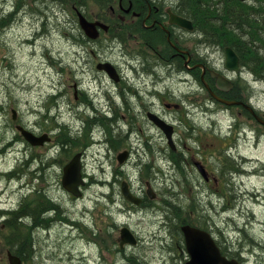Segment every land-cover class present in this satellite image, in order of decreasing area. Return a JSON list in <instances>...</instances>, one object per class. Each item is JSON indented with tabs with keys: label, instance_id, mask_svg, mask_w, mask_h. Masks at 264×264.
I'll list each match as a JSON object with an SVG mask.
<instances>
[{
	"label": "bare ground",
	"instance_id": "6f19581e",
	"mask_svg": "<svg viewBox=\"0 0 264 264\" xmlns=\"http://www.w3.org/2000/svg\"><path fill=\"white\" fill-rule=\"evenodd\" d=\"M242 1L247 2L248 0ZM143 4L144 0H108V2H102L100 0H0V48L3 52L2 58L8 59V64H5L3 67L8 70H14L16 68L21 70L24 67V47L27 48L28 45L34 44L35 42L46 43V40L52 42L54 39L53 28L56 23L71 25L70 27L73 28L74 25H72V21L69 19L68 14L70 8L72 7L74 16L78 21V24H76L74 27L82 30L83 25L81 24L79 18L81 16H86L90 22L96 25V27L105 28L109 31L113 30L116 26V22L120 21V19L111 15V10L116 9L119 11V9H128L137 11L138 13L144 12L142 16L145 17L147 12L143 11ZM191 7L192 6H189L187 2L182 3L180 6L181 10L189 9ZM193 7L195 9V6ZM255 9H258L259 12H254V17L263 23V10L259 8L257 4ZM90 11L96 12L90 15L88 14ZM124 32V29L118 28V39H114L118 41L123 47L130 43V40ZM86 48L91 55H93V51L94 54L101 59L109 60L108 54H113V52L109 51L107 48L103 47L101 49H97L95 45L89 42H86ZM239 50V59H243L245 67L236 74L235 80L231 77H225L226 85L230 87L235 86L236 88L235 91L229 96L231 98L237 99L239 98L238 91H243L246 92L247 98L250 99L252 103L258 104L260 97L264 96V71L261 72L257 70V68L252 63L251 56L248 52L243 50L241 52L240 50V53ZM61 61L63 62L62 59ZM130 68V65H128L127 69ZM61 70L65 71L63 67ZM30 72L31 71L29 69L24 71V73L28 74ZM82 72L83 71L80 70V73ZM213 72H215V70L211 71L212 76L214 75ZM141 73L142 74H136L140 77H145L147 75L146 72L142 71ZM19 75L21 74L19 73ZM221 75L223 76V74ZM162 76L165 78V81L168 84L166 87L167 90L179 97L181 102H185L184 99L186 98H188V100L190 99L188 95H181L178 93L177 90L174 89V86L181 84L192 86L193 84H196L193 82L195 81V77L193 75L186 77V75L179 72L178 76H171V73L166 71L162 73ZM129 77H131L130 74ZM5 78H3V80ZM21 79H11L12 83L9 85L8 90L12 91L14 89L15 91H20V89L24 90L27 88V86L24 84V81H20ZM189 79L192 82H189ZM203 80H205L204 76ZM61 84L62 83L55 85L59 86ZM194 88L196 89L197 87ZM202 89L206 91L204 86H202ZM145 90L146 88H143V91ZM215 96L212 97V99L207 97L206 99H202L200 102H198V104H196L194 107V112L205 113L208 115L207 121L209 118V122L214 123L208 124V127H210L212 132L214 131L216 133L221 131L220 126H218L220 123L217 121V119L213 118L212 114L224 113L230 120V123L226 128L227 131H225V134L230 135L232 138L229 144H227L226 147L214 148L212 150L208 149V152H210L209 155L211 157L215 155L217 156V162H215L217 165L215 167L216 170L209 167L208 164L204 162L201 155V152H204L201 149V144H198L197 147L194 146V148H198V150H196L192 149L191 144L187 141L183 142V144L178 143L176 136L169 141L165 132L160 129V127L155 122L151 121V116L148 114L147 116L149 123H152L160 132L163 133V138L166 142L159 141L161 136L158 130H155L154 132L150 130V133L153 135V137L149 141H145L139 137H137L139 139L133 140L131 150H125L122 153L126 157H130V163L125 168H120L121 171H117V169L110 171L107 168H103L104 177L107 179H98V183L102 186L101 188H105L106 185L114 183L118 188V192H116V194L111 193L110 195L105 194L104 191H101L100 195H96V198L95 196L93 197V206L82 204L81 207L80 203L74 199L75 197H73L64 186L65 175L69 176L71 174L64 172V169L67 165L65 160L67 157H70L73 160L79 154L76 151V146H79L78 150H84L88 152L84 159L80 155V172L81 174L87 173L86 165L88 163V156L92 153H95V150L97 151V149L93 151L94 147L89 144H85V140H87V137L91 136L96 145L105 146L108 143L110 133H118V123L121 120V116L112 115L106 118L102 116L104 115L103 113H100L97 116V113H95L92 109L90 110L91 105H94L92 103L94 101L88 99L90 103L87 101L85 107H79L80 115L86 114L88 111L87 118L83 116L80 119L77 118L75 120L77 127L70 124L72 129L77 128V130H69V124L63 121L64 118L61 114V109L64 107L68 110L74 109L73 105H69V99L67 97L62 98L53 104H51L50 101H47L44 104L37 105H28L26 100L17 97V99L20 101L19 104L25 105L26 110L30 112L31 116L33 117V124H36L39 120V123L42 126H60L62 131L64 130L62 133L64 135L63 148L54 149L55 160L59 163L62 161L63 163L62 174L52 177L51 180L45 183V185L42 179L39 177H33V174L30 173L28 175V179H33V181L35 180L34 183H28L25 177L22 179L21 191L25 193V196H27L28 192H26L23 188L28 186L30 195L41 194L43 196L40 197V201L45 199L43 201L45 202V205L42 206L44 209L39 214L30 217L32 226L35 229L34 231H42L43 236L44 234H51L52 232L59 231V241H48L51 243L50 245L53 246L51 248H47L50 247V245L45 244L46 249L44 252L40 245L42 241L40 237H36L35 234L37 233L34 232L32 235L33 243L28 247L29 257L35 259L38 258V256L47 255L45 257L48 259L54 258L63 260L67 255H69L70 259L74 261V264H84L86 262L85 255H82V253L75 254L71 242L74 240H84L88 244L95 243V240H97L96 231L94 228L88 227L87 224H91L95 221L96 218L94 216V210H100L101 206L105 207L109 211H112L113 208H116L125 215L133 214L132 211H130L128 208L126 209L125 206L120 203L121 201L119 199H121L122 196L120 193L121 190L124 192H129L130 195L139 200V205L142 207V209H145L144 211L150 210L151 212H156L157 210L161 209L167 213H173L178 209L180 213H182L188 209V206L198 207V209H200L202 212H209L211 208L213 209L214 205L212 198L215 196L220 200L222 196L219 192L206 191V202L203 204L202 197H199L202 194L195 195L193 190L200 189L201 186H203L202 183H204L206 189L211 188L208 181H210V179L215 180L216 178H221L218 179L220 182L223 183L224 181L225 184L232 186L234 183L239 182L241 175L242 177L246 176L249 166L252 165L256 167L259 164H264V159L262 158L256 157L255 160L254 157L244 155L245 153L240 149L239 143L240 136H242L241 134H246L243 135L246 136V139L250 140L252 138L253 140L255 139V141H258L260 137L264 136V123L260 122L256 117L262 116L259 110L256 109L254 112L250 111L252 114H249L250 112L248 109L234 106L231 102L232 99L229 97H221L219 92H217ZM83 97L88 98L89 96L85 95ZM79 104L80 103L78 102V105ZM214 104L217 106L216 111L212 110ZM135 105L137 104L133 103V101L128 103V105L117 104L119 108L117 109V112L122 109L135 108L133 107ZM11 113V122L14 123L13 117L20 115L21 112L13 107L11 108ZM39 115H42V117H38V120L34 118ZM137 115H139V113H137ZM100 118L105 119L106 125L97 124V120ZM195 121L196 122L191 121L192 123L190 124L185 123L184 126H187L186 128L188 129L186 130L185 134L188 136L186 139L198 141L200 137H198L197 133L204 130L210 131V129H208L206 126H202L199 122H197V120ZM131 122L134 127V131L138 132L136 129V126L139 123L138 120L134 119L131 120ZM168 124L173 127L174 135H176L177 126L172 123ZM26 127L29 129V126ZM250 130L252 137L248 135V131ZM141 131L143 130H140L138 133ZM125 133H127V135H125L122 139L117 140V146L122 143H128L129 136H133L134 134L131 130L126 131ZM17 140H19V138H17L16 141ZM78 143H82L83 145H77ZM7 145V147L10 146V149L7 151L9 152L12 148L11 141L8 142ZM36 150L37 148L35 149V154L32 158V166L44 158V156ZM24 152L26 153V151ZM119 165L124 167L126 165V161L121 162L119 160ZM127 167L132 169L131 173L127 171ZM97 168L102 169V166L98 167L97 165ZM190 171H193V173ZM47 172L48 171H45L43 175L50 176V174H47ZM132 175L137 176L132 177ZM41 176L42 175H40V177ZM182 177L184 180H182ZM245 193V189L237 187L231 193L233 201L220 206L221 213L225 214L224 223L227 224V228L237 224L235 220V212L236 210H242L244 207ZM118 194L120 198L118 197ZM196 197L199 198L197 199ZM13 211H15L14 207L0 208V222L3 223L5 220V212L11 213ZM106 213V215H111L110 212ZM72 221L74 223L71 224ZM84 224L86 225L85 228L81 229L82 225ZM58 226L60 227V230H58ZM123 228H127L131 231L137 245L141 243V237L136 233V231L133 230V228L128 226V224H125ZM211 228L213 234L216 237H223L224 230L222 228L215 229L213 225H211ZM153 233L158 240L159 237H161L160 241H162L164 236V231L162 229L156 230ZM157 244L151 243L149 245L150 247L154 248L155 246H158ZM131 254V257H129L127 262L124 264H134V262L138 260L136 254ZM166 256L170 258L169 255L166 254ZM164 260L165 262H162V264H168L166 262L169 259Z\"/></svg>",
	"mask_w": 264,
	"mask_h": 264
},
{
	"label": "rangeland",
	"instance_id": "374dc122",
	"mask_svg": "<svg viewBox=\"0 0 264 264\" xmlns=\"http://www.w3.org/2000/svg\"><path fill=\"white\" fill-rule=\"evenodd\" d=\"M256 1L260 2L259 0ZM258 2L256 3L260 4ZM72 8H70L68 14L69 19L72 21V25L75 26L76 24H78V21L74 16ZM95 12L90 11L88 14L92 15ZM55 25L53 28L54 39L52 42L46 40V43L35 42L34 44L28 45L27 48L24 47V67L21 70H19V68L8 70L3 67L5 64H8V59L2 58L3 52L0 48V208H19V211L23 214L31 212L33 210L34 213L38 214L42 206L45 205V202H43L45 199L43 201H40L39 197L34 198V195L30 196V190L28 186H25L23 188L26 192H28L27 196H25V193L21 191L23 177H25L26 181L30 184L35 182V180L33 181L31 179L30 181L28 179V175L31 171H35L39 167V165L35 163L32 166L27 162L28 160H32L33 155L35 154L34 147H32L30 144L24 145L22 143H19V145L17 146L13 145L14 143H16V139L14 137L18 132L15 128L16 122H11V108L14 107L21 112V114L19 115V122L26 126H29V129H32L31 126L34 122V119L31 116L30 112L26 110V106L20 105V101L19 99H17V97L26 100L28 102V105L44 104L47 101H50V103L53 104L54 102L56 103L60 100V92L58 91L59 87L62 84L69 85L68 89L70 90L67 96V98L69 99L68 103L69 105H73V110L76 113H72L70 110L69 113V111L65 107L61 109V114L64 118L63 121L69 124V130L72 129V126L77 127L75 122L77 118L80 119L82 116L87 118L88 111L86 112V114L80 115V104L78 105L80 99L85 95L89 96L86 102L88 101V99L94 101L92 102L94 105H91L90 110L92 109L94 112L96 110L97 112L95 113L97 114L103 113L108 109L107 103H109V101H113L114 106H116L117 104L128 105V103H131L133 101V103L137 104V109H141L142 107H149V109L152 108L149 102L153 100H151L147 96L146 92L143 91L141 93V99L138 102L137 97H135L136 88L133 87L132 84H129L130 72H128L127 66L129 61H131L130 58H125L120 52L117 51L113 52L112 55L108 54V61L113 62L124 76V80L120 82V84H118L112 78H110L107 73L102 72L96 68V65L100 59L95 60L93 56L87 55L91 61V63H88L86 58L81 57L80 49L76 44L77 37L81 36V32L83 33L81 29H78L74 26L72 28L70 27L71 25L63 23H56ZM103 38L104 35L101 39ZM199 45H201L204 50L207 47V44L200 39ZM61 59L63 60V62L61 61ZM62 67L66 72L64 70H61ZM27 69L31 71L29 74L24 73V71ZM79 69L83 72L80 73ZM19 73L21 75H19ZM3 78L5 79L3 80ZM11 79H21L20 81H24V84L27 86V88H25L24 90L20 89V91H15L14 89L12 91L8 90L9 85L12 83ZM60 83L62 84L59 86L55 85ZM74 84H78L80 86L77 94L75 88H73ZM194 87L197 88L195 89ZM174 89L177 90V92L181 95H188L190 101L188 100V98L184 99L185 102L176 100L172 94L163 92L166 91L167 88L162 85L160 87V92L163 93H160L159 97L161 99L162 97H164L163 100L166 99V101L170 99L177 103H181L182 106L180 109H165L164 102H160V106L158 108L162 111L163 117L167 122L177 126V134L175 136L178 140V143L183 144V142L187 141L191 144V148L196 150H198V148H194V146L197 147L198 144H201V149L204 151L201 152L204 162L208 164L209 167L215 169V167L217 166L215 164V162H217V156L215 155L211 157L209 155L210 152H208V149L212 150L214 148L226 147L227 144H229L232 138L231 136L225 134V131H227V125L230 123L229 118L224 113L212 114L213 118L217 119V121L220 123L219 125H217L220 126L221 129V131H218V133L214 131L212 132L210 127H208V124L214 123L209 122V118L207 121L208 115H206L205 113L194 112V107L196 106V104H198V102H200L202 99L207 98L206 91L202 89V86L199 83L193 84L192 86L181 84L175 85ZM132 92H135V96ZM155 101L158 102V100ZM88 102L90 103V101ZM258 106L264 111V96L260 97ZM216 109L217 106H215L214 104L212 110L216 111ZM126 112V109H122V111H119V115H126L128 118L129 114H127ZM195 120H197V122H199L202 126H206L208 129H210V131L204 130L198 132V137H200L198 141L186 139V137L188 136L185 134L186 130H188L186 128L187 126H184L185 123L190 124L192 122H196ZM119 122L121 125L119 126V131L124 132L130 130L126 121L120 120ZM70 124L72 125L71 127ZM97 124L106 125L105 119H102L99 123L97 122ZM142 126L143 131L140 132L141 135L138 134L139 137L144 139L145 141L151 140L153 135L150 133V130L154 132L158 129L152 123H149L148 126H145L140 121L136 126L138 132L140 131L139 129ZM53 127L56 128L55 130H57V133L60 132V126ZM72 130H77V128H73ZM159 133L161 139H158L160 142H163L162 140L164 135L160 131ZM122 134L125 136V132ZM61 135L64 138V135ZM241 135L242 136H240L239 143L240 149L245 153L244 155L254 157V159L256 157L264 159V136L260 137L258 141H255V139L253 140L252 138L250 140L246 139V136H243L246 134ZM248 135L252 137L251 130L248 131ZM135 137H137L136 134H133V138ZM10 141L15 142L11 145V150L7 152L8 149H10V146L7 147V144ZM58 143L60 144L58 136L53 135L52 142H50L48 146L42 149L37 148L36 150L44 156V160H50L46 163V166L44 168V172L48 171L47 174H50V176H44L43 172L41 174L42 176L40 177V179H42V181L44 182V185L47 181L51 180L52 177L62 174L63 163L62 161H60V163L57 162L54 158V147L55 144ZM90 143L91 139L90 137H87V140H85V144L90 145ZM77 145L80 144L78 143ZM105 148L106 147L104 145H95L93 151L95 149H97V151L95 150V153H92L88 156V163L86 165L87 174L85 173V176H87L86 180L88 181V184L83 188V196L80 198H74L80 203V207L82 206V204L93 206V197L95 196L96 198V195H100L101 191H104L105 194L110 195L111 193L116 194V192H118V188L114 183L106 185L105 188H101L102 186L98 183V179H107L104 177L103 168H107L110 171H113V169L121 171L120 168H125L130 163L129 157L126 165L124 167L120 166L117 158L119 152H122L123 150L128 148V143L127 145L126 143H123L120 147H118L113 152V156L111 157L107 155ZM49 149L52 150L50 151ZM78 149L79 146H76V151H79ZM43 150L50 151L48 153V158H45V155H47L44 154L45 152H40ZM24 151H26V153ZM68 159L69 158L67 157L65 160L66 163L68 162ZM21 164H23V167H18ZM97 165L98 167L102 166V169L97 168ZM18 168L21 169L20 172H18ZM248 168L249 170H247L246 176L242 177L241 175L239 182H237V187H241L242 189L246 190V193L244 194V207L242 208V210H239L240 214H235V220L237 224L229 228L226 227L227 224L224 223L225 214L218 213V210H220V206L222 205V203L215 196L212 198L214 205L212 213L210 214L211 211H206L204 213L205 215H208L210 224L213 225L215 229L222 228L224 230L223 237L217 238L220 240L221 245L224 244L225 246H228L227 241L230 243L229 250L232 256H234L235 258H239L241 256V253L244 252L243 255L247 258L242 257V259L245 260L246 264H261L264 260V254L261 253L260 249L256 248V250H253V246L249 245V243L254 244L252 243V241H254L256 237L264 238V197H260L259 195V190L264 189V164H259L256 167L251 165ZM13 170H15L13 174L6 175V173ZM127 171L131 173L132 169L130 167H127ZM190 172L193 173V171ZM135 176L137 175H132V177ZM182 180H184L183 177ZM202 184L203 186H201V188L199 187L200 189L193 190V193L195 195L202 194L199 197H202V203L204 204L206 202L205 192L208 190L206 189L204 183ZM223 188L224 186H222V189ZM118 197L120 198L119 194ZM199 197L196 198L198 199ZM119 200L126 209L128 208L133 212L132 215H125L116 208H113L112 211H109L105 207L100 205V210H94V216L97 220L95 219L94 222H92L91 224H87V226L90 228H94L96 233L100 234L101 236H97V240H95V243L92 244H88L84 240H74L71 242L75 254L82 253V255H85L86 262L84 264H124L127 262V259L131 257V253L136 254V256L138 257L137 261H140L143 264H162V262H165L164 259H169L166 262L168 264H185V260L182 259V254L177 247V241H175L170 234V228H172L170 226H173V222L167 219L165 211L159 209L156 212H151L150 210L144 211L145 209L142 208L135 209L131 207L132 205L128 203L122 196ZM42 209H44V207ZM106 212H110L111 215H106ZM28 221H31L30 216L29 220L24 218V222L29 223ZM71 223L74 222L72 221ZM30 224L32 226V221ZM125 224H128V226L133 228V230L136 231L137 234H139V236L141 237V243L137 246H127L124 250H121L120 244L117 243V237H119L120 227ZM85 226V224L82 225L81 229L85 228ZM159 229H162L164 231L162 241H160L161 237H159L158 240L153 233L154 231ZM34 230L35 229L33 228L32 233H37L35 234L36 237H40L42 241L40 245L43 252L46 249L45 244H51L48 241H59V231L52 232L51 234L43 233V236L42 231ZM58 230H60V227ZM237 230H240V234L237 232ZM5 233L6 231L4 224L0 222V261L4 260L5 262H7V250L10 249V246L6 242ZM239 237L240 240H238ZM106 238L110 241L111 244L108 242L105 243ZM222 238L226 239L227 241ZM113 241L116 242L115 246L113 245ZM100 243L107 245L110 251L105 250L103 247H101ZM151 243H158V246L152 248L149 245ZM174 245L176 246L177 253L174 249L170 248V246ZM52 246L53 245H50V247L47 248H51ZM166 254L169 255L170 258H168ZM45 256L47 255L38 256V258L35 259L29 258L25 263L74 264V261L70 259L69 255H67L63 260L54 258L48 259Z\"/></svg>",
	"mask_w": 264,
	"mask_h": 264
},
{
	"label": "flooded vegetation",
	"instance_id": "af4514ba",
	"mask_svg": "<svg viewBox=\"0 0 264 264\" xmlns=\"http://www.w3.org/2000/svg\"><path fill=\"white\" fill-rule=\"evenodd\" d=\"M99 1V0H97ZM102 2H108V0H100ZM182 4L181 0H144L143 4V11H146L147 14L145 17L142 16L144 12L138 13L137 11L128 10V9H119L117 11L116 9H113L110 11L111 15L113 17L120 19V21L116 22V26L113 30H105L104 28H100V36L98 37L99 40L97 41H89L87 36L81 32L80 38H77L76 44L78 45L80 49V55L82 58H86L88 63H91L90 58L87 55H91L86 48V42H89L97 47V49H101L103 47L107 48L109 51L112 52H120L125 58H130L131 61H129L128 65H130V69H128V72H130V84H132L133 87L136 88V96L134 95L135 92H132L135 97H137L138 102L141 99V93L143 92V88H146L145 92L147 96L153 100L150 101L149 104L152 106L151 109L149 107H142L141 109H137V105L133 106L135 108H127L126 113L129 114V117L127 118L126 115H120L121 121H126L129 124L130 130L136 134L137 137H139L138 132L134 131V127L132 125L131 120L137 119L138 122H142L145 126H148L149 120H148V114L150 112H154L160 116H163L162 111L158 108L160 106V102H164L165 109L166 107L168 109L180 106L179 103L169 100L165 102V99L163 100L159 97L160 93L166 92H160V87L162 85L167 87V83L165 81V78L162 76L163 72L168 71V73H171L172 75L178 76V73H182L186 75V77H189L193 75L195 77L196 84L200 81L204 83L203 81V75L205 77L206 82L210 85V87L213 89V87L217 90V92L221 93V96L223 97H230L229 95L235 91V86H228V89H221L217 85V78L212 76L211 71L215 70L220 74H223L226 77H231L235 80L236 74L242 70V68L245 67V64L243 63V59H239L240 61V69L238 71L231 70L226 67V54H225V48L223 49V43L217 42L214 38V36L211 33V36H204L205 43L207 44V47L205 50L201 45L198 43V38L202 37L199 36L202 32H200L197 29V25L195 20L192 16L184 15L182 13V10L180 8ZM264 8V7H263ZM171 13L175 15H179L182 17H185L189 19L193 26L194 30H188L186 28L181 27L178 24L170 22ZM18 20V19H17ZM122 28L125 30L124 33H126L128 39L130 40V43L126 46H121L118 41L114 39H118L117 37V29ZM247 33L243 32V39L245 38V35ZM102 35H104V38H102ZM99 44V45H98ZM91 55L94 57L95 60L100 59L99 61H108L106 59H101L97 55L94 54L92 51ZM238 54V53H237ZM239 56V54H238ZM102 72H105L103 70H100ZM118 71V84L124 80V76L122 72L117 68ZM146 72L145 77H140L136 73L142 74L141 72ZM106 73V72H105ZM116 82V83H117ZM189 82L190 81L189 79ZM200 82V83H201ZM199 83V84H200ZM203 86L207 89L206 85L203 84ZM74 88L76 91L79 90L78 85L75 84ZM59 99H62L64 97H67L69 94L68 87L62 84L59 87ZM239 95L237 100H240L241 98L248 101V104L253 105L256 107L255 103H252L250 99L247 98L246 92L238 91ZM168 94H172L168 90ZM173 97L176 100H180L179 97L172 94ZM231 98V97H230ZM212 99V97H211ZM155 100H158L156 102ZM81 107L86 106V98L82 97L79 101ZM108 109L103 112V117H110L112 115H119V112H117L118 106H114L113 101H109L107 103ZM79 106V107H80ZM257 108V107H256ZM68 110V109H67ZM69 111V110H68ZM72 113H76L73 109H70ZM69 111V113H70ZM122 111V110H120ZM95 112H97L95 110ZM139 113V115H137ZM264 114V113H263ZM98 116V114H96ZM42 117V115L36 116ZM38 120V119H37ZM102 120V118L98 119L97 122L99 123ZM120 123V122H119ZM32 131L36 133L37 135H41L44 133H51L53 139V135L57 136V130L51 125L48 126H42L38 122L33 124ZM118 129L119 125H118ZM140 130H143V127L140 128ZM126 132V131H124ZM122 131H118V133H110V136L108 138V143L105 145V149L107 152V155L109 157L113 156V152L120 147L122 144L117 146V140L122 139L124 133ZM127 135V133H125ZM141 135V134H140ZM121 137V138H120ZM133 138L132 135L129 136V142H128V148L126 150H131V145L133 143L134 139L139 138ZM66 139V138H65ZM91 143L90 145L94 147L96 143L92 140L91 136ZM163 142H166L163 138ZM52 142V140L50 141ZM49 142V143H50ZM49 143L43 145L40 148H45ZM80 145L82 143H79ZM64 145V141H63ZM83 145V144H82ZM127 145V143H126ZM37 148V147H34ZM83 153V159L87 156L86 151L79 150ZM70 159V157H69ZM264 178V176H263ZM216 178L210 179L209 184L211 188H209V191H217L216 186L223 185V183L220 182ZM112 184V183H110ZM237 183H234L233 186L235 188ZM235 189L231 190L230 193L225 190H220L221 194V203H229L232 200L231 193ZM264 190V189H263ZM263 190H259V195L264 196ZM135 208L134 206H131ZM142 208V207H140ZM211 208V212H212ZM221 213V211H219ZM235 214H240L239 210H236ZM97 220V219H96ZM239 228V227H238ZM237 229V228H236ZM238 233L240 234V230H238ZM240 240V237L239 239ZM227 241V240H226ZM228 246H225L222 244V248L224 252L227 255H230L229 245L230 243L227 241ZM249 245L253 246L254 248L260 249L261 253L264 254V238H255L254 241H252ZM241 262L244 264V260L241 257ZM264 262V260H263Z\"/></svg>",
	"mask_w": 264,
	"mask_h": 264
},
{
	"label": "trees",
	"instance_id": "16d2710c",
	"mask_svg": "<svg viewBox=\"0 0 264 264\" xmlns=\"http://www.w3.org/2000/svg\"><path fill=\"white\" fill-rule=\"evenodd\" d=\"M184 2H187L192 7L183 9L182 12L193 17L197 29L203 35L211 36L212 33L217 42L235 46L237 50L241 47V52L243 50L249 53L252 63L257 70L264 71V22L261 23L253 16L254 12H259L258 9H255V6L252 4L249 6L247 5L248 2H243L242 0H183L182 3ZM193 6H195V9ZM244 31L251 35L249 39H243ZM13 142L11 141V144ZM27 162L30 163L31 160ZM34 196L40 198L43 195L36 194ZM42 208L40 212L43 210ZM9 212H5V220L3 221L6 231V242L10 246V249L19 254L26 262L30 258L28 247L33 243L32 235L34 232L32 233L33 226L30 224L31 221H28L29 223L24 222V218L29 220V216L33 217L36 214L33 211L23 214L19 211V208L11 213ZM203 213L195 206H188V209L182 213L178 209L173 213H167V219L173 222V226H170L172 227L170 228V234L177 241V247L183 246L180 241V224L191 222L208 229L209 220L207 215ZM170 248L176 250L175 245L170 246ZM253 250H256V248L253 247ZM0 264L9 263L3 260L0 261ZM134 264L143 263L136 261Z\"/></svg>",
	"mask_w": 264,
	"mask_h": 264
},
{
	"label": "water",
	"instance_id": "95a60500",
	"mask_svg": "<svg viewBox=\"0 0 264 264\" xmlns=\"http://www.w3.org/2000/svg\"><path fill=\"white\" fill-rule=\"evenodd\" d=\"M80 22L83 25V29L85 30L88 36L92 38L98 36L99 32L97 31L96 25L90 22L89 20H87L85 16L80 17ZM171 22L177 23L185 28L192 27L190 21L180 16L172 15ZM226 54H227V66L230 68H238L239 59L236 53L234 52V50L229 47L226 49ZM99 67L105 68L111 77L118 80L116 69L111 63H105L99 65ZM213 74L214 76L217 77V83L219 87L224 88V86L226 85L225 78L216 72H213ZM213 95L215 96V94ZM231 102L232 104L239 103L237 101H231ZM249 109L252 112H254L253 109L251 108ZM256 117L260 122L264 123V120L261 117L259 116ZM151 118L165 132L169 141L172 140L174 134L173 127L170 124H168L165 120L159 118L155 114H152ZM18 129L21 130L25 138L32 144H39L42 143L45 139L47 140L49 139L47 136L37 138L34 134L24 129V127L22 126H18ZM126 158L127 157L124 154H121L119 156L121 162H123ZM80 171H81L80 154H78L73 160H71L66 165L64 169V172L71 173L69 176L65 175L64 186L66 187L67 190L73 192L75 195L81 194V192L79 191V185L83 183V180ZM123 193L128 200L139 204V200H137L132 195H130L129 192L123 191ZM182 231L185 236L187 251L190 255V259L186 264H240L237 260L228 259L224 255H222L215 240L212 238L211 234L208 231L198 228L196 226H192L190 224L183 225ZM125 243L136 244V240L129 229L122 228L121 246H123ZM8 256L11 264H22V260L20 259V257L12 254L11 252H9Z\"/></svg>",
	"mask_w": 264,
	"mask_h": 264
}]
</instances>
